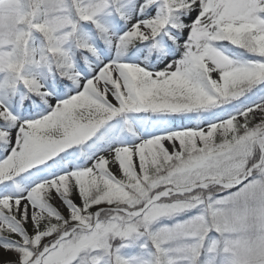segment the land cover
<instances>
[{
	"label": "snow or ice",
	"instance_id": "snow-or-ice-1",
	"mask_svg": "<svg viewBox=\"0 0 264 264\" xmlns=\"http://www.w3.org/2000/svg\"><path fill=\"white\" fill-rule=\"evenodd\" d=\"M0 264H264V0H0Z\"/></svg>",
	"mask_w": 264,
	"mask_h": 264
}]
</instances>
